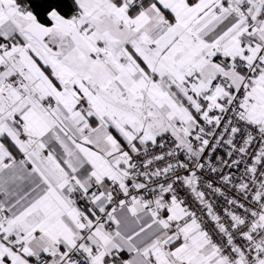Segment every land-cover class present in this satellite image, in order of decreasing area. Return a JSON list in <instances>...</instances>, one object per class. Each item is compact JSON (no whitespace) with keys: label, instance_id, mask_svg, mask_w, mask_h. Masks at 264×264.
<instances>
[{"label":"snow or ice","instance_id":"6c2138e0","mask_svg":"<svg viewBox=\"0 0 264 264\" xmlns=\"http://www.w3.org/2000/svg\"><path fill=\"white\" fill-rule=\"evenodd\" d=\"M0 264H264V0H0Z\"/></svg>","mask_w":264,"mask_h":264}]
</instances>
